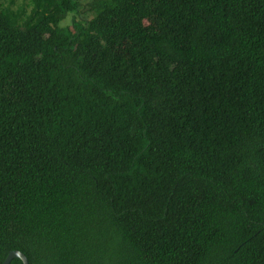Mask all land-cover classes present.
I'll return each instance as SVG.
<instances>
[{
  "label": "trees",
  "instance_id": "trees-1",
  "mask_svg": "<svg viewBox=\"0 0 264 264\" xmlns=\"http://www.w3.org/2000/svg\"><path fill=\"white\" fill-rule=\"evenodd\" d=\"M12 250L264 264V0H0Z\"/></svg>",
  "mask_w": 264,
  "mask_h": 264
},
{
  "label": "water",
  "instance_id": "water-1",
  "mask_svg": "<svg viewBox=\"0 0 264 264\" xmlns=\"http://www.w3.org/2000/svg\"><path fill=\"white\" fill-rule=\"evenodd\" d=\"M14 258H20L23 261V264H30L29 259L26 256V254H24L22 251H19V250L10 251L2 264H10V262Z\"/></svg>",
  "mask_w": 264,
  "mask_h": 264
},
{
  "label": "rangeland",
  "instance_id": "rangeland-1",
  "mask_svg": "<svg viewBox=\"0 0 264 264\" xmlns=\"http://www.w3.org/2000/svg\"><path fill=\"white\" fill-rule=\"evenodd\" d=\"M146 22H152V20H149V19H148V20H146Z\"/></svg>",
  "mask_w": 264,
  "mask_h": 264
}]
</instances>
